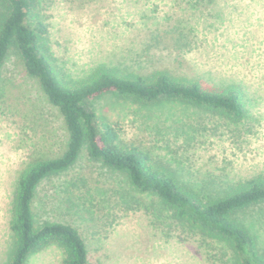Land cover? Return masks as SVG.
<instances>
[{
    "label": "rangeland",
    "instance_id": "374dc122",
    "mask_svg": "<svg viewBox=\"0 0 264 264\" xmlns=\"http://www.w3.org/2000/svg\"><path fill=\"white\" fill-rule=\"evenodd\" d=\"M38 13L53 61L67 78L106 65L141 73L168 68L209 86L238 85L248 110L239 122L179 101L139 105L111 93L94 107L118 124L124 141L177 164L200 187L264 173V0H39ZM20 70L13 54L0 67V264L12 247L8 224L18 172L33 150L57 149L65 138L60 118ZM68 198L84 210L78 223L91 264H214L204 259L198 238L155 227L146 206L156 198L99 161L84 156L42 181L37 222L67 219ZM237 218L264 251V203ZM60 261V249L51 246L26 264Z\"/></svg>",
    "mask_w": 264,
    "mask_h": 264
},
{
    "label": "trees",
    "instance_id": "16d2710c",
    "mask_svg": "<svg viewBox=\"0 0 264 264\" xmlns=\"http://www.w3.org/2000/svg\"><path fill=\"white\" fill-rule=\"evenodd\" d=\"M38 9L39 0H0V67L10 54L15 56L20 71L60 118L65 138L57 149L33 150L18 172L8 224L12 247L5 264H26L31 254L51 246L60 249L61 264H91L79 225L80 203L68 198L67 219L37 222L34 211L41 182L72 169L84 156L115 171L139 193L155 197L146 206L155 227L198 238L205 260L264 264L256 236L237 218L240 211L264 203V173L217 189L200 187L177 164L139 142L124 141L118 124L94 107L97 98L111 93L139 105L179 101L239 122L248 111L241 88L209 86L168 68L141 73L98 65L84 78H67L49 52L48 27Z\"/></svg>",
    "mask_w": 264,
    "mask_h": 264
}]
</instances>
